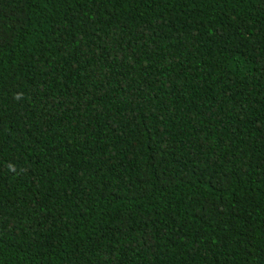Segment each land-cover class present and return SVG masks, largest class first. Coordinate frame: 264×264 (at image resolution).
<instances>
[{
  "label": "trees",
  "instance_id": "trees-1",
  "mask_svg": "<svg viewBox=\"0 0 264 264\" xmlns=\"http://www.w3.org/2000/svg\"><path fill=\"white\" fill-rule=\"evenodd\" d=\"M0 264H264V0H0Z\"/></svg>",
  "mask_w": 264,
  "mask_h": 264
}]
</instances>
